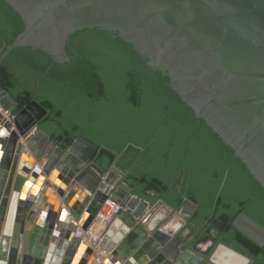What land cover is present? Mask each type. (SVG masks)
Here are the masks:
<instances>
[{"label": "water", "instance_id": "water-1", "mask_svg": "<svg viewBox=\"0 0 264 264\" xmlns=\"http://www.w3.org/2000/svg\"><path fill=\"white\" fill-rule=\"evenodd\" d=\"M3 1L19 15L23 30L0 50V65L17 48L68 63L65 47L74 33L94 28L117 32L147 58L148 66L169 78L171 89L194 117L205 122L264 189V0ZM8 96L0 88V102ZM46 115L33 100L14 112L13 129H0V211L5 217L1 237L9 239L0 261L10 264L17 249L18 264H45L48 251L51 261L61 250L60 264H98V246L77 239L68 217L76 229L85 232L91 226L105 200L117 193L118 182L109 174L114 168L105 173L98 167L96 147L81 138L66 148L58 146L40 129ZM29 159L35 165L32 172L25 164ZM116 201L121 211L115 221L127 252L110 254L103 264H234L216 258L222 250L240 258L241 264H251L223 244L210 256L212 242L198 244L195 250L185 247L167 226L144 218L150 206L144 199L121 195ZM185 203L193 214L197 206ZM12 206L8 234L4 230ZM1 217L2 212L0 231ZM233 226L264 246V228L243 213ZM134 233L137 237L131 239ZM81 245L82 256L75 258Z\"/></svg>", "mask_w": 264, "mask_h": 264}, {"label": "trees", "instance_id": "trees-1", "mask_svg": "<svg viewBox=\"0 0 264 264\" xmlns=\"http://www.w3.org/2000/svg\"><path fill=\"white\" fill-rule=\"evenodd\" d=\"M22 30L19 15L0 0V50ZM65 51L69 62L63 64L30 48L14 49L6 57L0 88L11 96L14 108L9 110L14 114L35 100L47 111L40 129L58 146L66 148L81 138L96 147L98 167L105 173L115 167L124 174L117 197L137 196L174 212L186 200L194 203L187 247L195 250L212 242L210 256L223 244L251 264H264V246L233 226L243 213L264 228V189L205 122L194 117L169 78L148 66L147 58L117 32H76ZM30 84L36 89H28ZM89 132L96 142L84 137Z\"/></svg>", "mask_w": 264, "mask_h": 264}, {"label": "crops", "instance_id": "crops-1", "mask_svg": "<svg viewBox=\"0 0 264 264\" xmlns=\"http://www.w3.org/2000/svg\"><path fill=\"white\" fill-rule=\"evenodd\" d=\"M10 97L11 96H8V97H6L4 100H2L0 102L4 108L6 106L5 109H7V110H9V107H12V105H11L12 104V100L10 99ZM7 104L10 105V106H8ZM9 111H11V110H9ZM32 171H33V169L30 168V172H32ZM26 197H28V196L26 195ZM26 197H25V199H26ZM40 198L41 197H39V200L36 203H39ZM14 202H15V200H14ZM14 202H13V204H14ZM184 205L186 206L185 207L186 209L184 211H180L181 210L180 209L177 212H174L173 210L171 211L170 208H168V207H166L165 205H162V204L150 205L149 208L146 210V212L144 214V218H146L148 220H150V219L153 220V222L155 224L162 223V227L163 226H167L166 230L168 232H171L174 236L178 237L183 242L185 247H187L188 244H186L184 242V240H186V238L189 235L190 231L186 227H187L188 219L193 215V214H191L193 209L187 203L186 204L184 203ZM34 209H35V207H34ZM13 212H14V208L12 206V208L10 210V214L8 216V219H7L8 220V228H9L8 230L9 231L11 229V223L13 224V221H12ZM168 213H170L171 215H176L177 214L179 218H177V217L174 218L173 217L171 219L169 218V220H168V218H167L168 217ZM68 219H69V222L72 223V225H75V230H76L77 226H76L75 223L72 222L71 217H68ZM2 220H3V222H2V229L0 231V241H1L2 230H3L4 222H5V217L4 216H3ZM109 235H110L109 233L107 235H105V237L102 239V241L98 245V249H97L98 255L95 254V257H96L95 258V262H97L98 264H103V262H102L103 259L106 260V257H109L108 255H110V253H112V251L117 247L118 243H120V241L122 239L120 237L117 241L112 243V241L109 240ZM8 241H9V239L6 238L3 254H6ZM11 241L12 240L10 238V245H11ZM189 241H191V239ZM207 243H204V245L207 244ZM82 249H83V247L80 246L79 250L76 251V253H75V255H76L75 258L79 257V256L80 257L82 256V253H83ZM57 252H58V254L54 255V257H53V259L51 261L49 260L50 255H47L45 263L48 264V263L58 262V264H60L61 261H62V259H61L62 251L59 250ZM220 252H221L220 253V261H222V262L223 261H229L230 259H236V257L232 256L231 254H229L226 251L222 250ZM97 257L101 259L100 262H102V263L98 262ZM19 262H20V256H19L18 250L16 249V250H14V252L11 255L10 264H18ZM0 264H5V263L3 261H0ZM72 264H75V262H73Z\"/></svg>", "mask_w": 264, "mask_h": 264}, {"label": "built area", "instance_id": "built-area-1", "mask_svg": "<svg viewBox=\"0 0 264 264\" xmlns=\"http://www.w3.org/2000/svg\"><path fill=\"white\" fill-rule=\"evenodd\" d=\"M13 121L14 114L5 109L0 103V129L5 125H9L10 129H13ZM120 211V204L112 196H109L96 214L91 226L85 232L77 228L75 237L87 246H98L107 229L118 218Z\"/></svg>", "mask_w": 264, "mask_h": 264}, {"label": "bare ground", "instance_id": "bare-ground-1", "mask_svg": "<svg viewBox=\"0 0 264 264\" xmlns=\"http://www.w3.org/2000/svg\"><path fill=\"white\" fill-rule=\"evenodd\" d=\"M25 164H26V166H28L29 168H31V169H34L35 168V165H34V161L32 160V159H29V160H26L25 161ZM37 172H40L39 171V169L37 168ZM111 180H113V179H111ZM2 212V217H1V219L3 218V216H4V210L3 209H1V211H0V213ZM86 218V217H85ZM72 219V218H71ZM3 221V220H2ZM69 222V221H68ZM72 222L74 223V221L72 220ZM70 223V222H69ZM71 224V226H70V229H71V231H75V225H72V223H70ZM118 227V221H115V224L114 225H112V229L110 230V232H109V240H111L112 241V243L113 242H115V241H117L120 237L122 238L121 239V241H120V243H118V245H117V247L112 251V253H110V254H117V253H119V252H122L121 254H125L127 251H125L126 249H124L123 250V248L126 246L123 242V240H124V235L123 234H120L119 233V229L117 228ZM9 228H8V220H7V224H6V226H5V232H7L8 234H9V230H8ZM117 232V233H116ZM106 235V234H105ZM105 236H103V238H104ZM137 237V233H134V235H132V237H131V239L132 238H136ZM102 238V239H103ZM102 239H101V241H102ZM129 240V239H128ZM127 240V241H128ZM100 241V242H101ZM5 242H6V239H2V237H1V241H0V245L2 244V248H1V251H0V253L1 254H3V251H4V247H5ZM84 244V243H83ZM100 244V243H99ZM1 247V246H0ZM81 247H83V249H84V247H85V245H81ZM49 252L50 251H48V255H49ZM56 252V251H55ZM221 252H218V254H220ZM104 260V259H103ZM230 262L231 261H233L234 262V264H241L242 263V260H240V258H237L236 257V259H230L229 260ZM99 262H100V260H99ZM103 262V261H102ZM108 263V261L106 262V264ZM46 264V263H45ZM53 264H58V262H54Z\"/></svg>", "mask_w": 264, "mask_h": 264}, {"label": "rangeland", "instance_id": "rangeland-1", "mask_svg": "<svg viewBox=\"0 0 264 264\" xmlns=\"http://www.w3.org/2000/svg\"><path fill=\"white\" fill-rule=\"evenodd\" d=\"M23 80H24V82H25V79L23 78ZM28 89H36L35 88V86L33 87V84L31 85L30 84V86H26ZM92 117V123H93V121H94V116H91ZM101 124L105 127L106 126V128H108L111 124H109L108 125V122H106L105 124L103 123V122H101ZM112 125L114 126V122L112 121ZM109 131V130H108ZM86 139H90L91 140V142L93 141V142H96V140H97V137L93 134V133H91V132H89L88 134H87V136L85 135L84 136ZM114 181L117 183L118 182V184H117V188H119L120 186H121V177L120 176H116L115 178H114ZM128 192V191H127ZM112 197L115 199V200H117L118 199V197H116L114 194L112 195ZM155 205H158V204H155ZM175 218V217H177V218H179L178 217V215L176 214V215H171L170 213H168V220H169V218L171 219V218Z\"/></svg>", "mask_w": 264, "mask_h": 264}, {"label": "flooded vegetation", "instance_id": "flooded-vegetation-1", "mask_svg": "<svg viewBox=\"0 0 264 264\" xmlns=\"http://www.w3.org/2000/svg\"><path fill=\"white\" fill-rule=\"evenodd\" d=\"M115 85H117L116 82H113V83H112V86H115ZM44 118H45V117H44ZM44 118H43V119H44ZM43 119H41V121L39 122V124L43 121ZM112 168H114V169H113L114 172L111 170ZM111 169L108 171V172H111V171H112L111 173H109V174H110V178H111V179H114L116 176H120V177H121V180H122V177H123L124 174H123L119 169H117V168H115V167H111ZM106 173H107V172H106ZM116 192H118V188H116ZM116 197H117V195H116ZM185 204H186V203H185ZM185 207H186V206L183 205L180 211H184V210L186 209ZM207 256H208V255H207ZM216 258L220 260V254H217Z\"/></svg>", "mask_w": 264, "mask_h": 264}]
</instances>
